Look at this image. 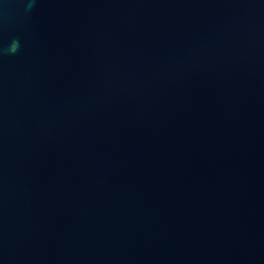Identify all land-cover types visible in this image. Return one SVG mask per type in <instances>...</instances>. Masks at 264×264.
Masks as SVG:
<instances>
[{
	"label": "water",
	"instance_id": "1",
	"mask_svg": "<svg viewBox=\"0 0 264 264\" xmlns=\"http://www.w3.org/2000/svg\"><path fill=\"white\" fill-rule=\"evenodd\" d=\"M0 264H264V0H0Z\"/></svg>",
	"mask_w": 264,
	"mask_h": 264
}]
</instances>
